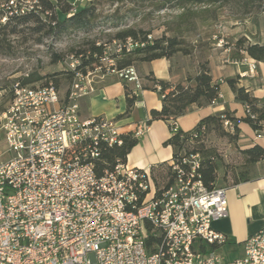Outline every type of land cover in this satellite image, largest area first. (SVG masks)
Wrapping results in <instances>:
<instances>
[{
    "label": "built area",
    "instance_id": "obj_1",
    "mask_svg": "<svg viewBox=\"0 0 264 264\" xmlns=\"http://www.w3.org/2000/svg\"><path fill=\"white\" fill-rule=\"evenodd\" d=\"M37 9L38 1L10 0L0 4V22ZM102 46L95 68L78 70L79 59L69 65L64 97L52 83L11 86L0 114L10 156L0 163V264H264V229L244 242L241 258L229 262L217 253L228 238L212 224L229 216L227 189L205 187L199 154L172 167L168 189L156 186L152 170L126 163L98 172L107 149L148 130L123 132L116 119L81 117L80 101L95 93L99 79L114 76L133 95L142 91L136 68L117 63L144 44L128 38ZM244 109L257 122L251 107ZM260 125L255 140H264ZM224 129L233 133V123L225 120ZM177 131L174 123L171 134Z\"/></svg>",
    "mask_w": 264,
    "mask_h": 264
},
{
    "label": "crops",
    "instance_id": "obj_2",
    "mask_svg": "<svg viewBox=\"0 0 264 264\" xmlns=\"http://www.w3.org/2000/svg\"><path fill=\"white\" fill-rule=\"evenodd\" d=\"M230 21L223 30L216 27L210 33L214 34L212 37H204L201 41V46L206 49L205 61L208 62L212 79L220 84V98L208 107L193 106L186 115L178 118L175 123L180 131L190 132L203 119L224 111L232 112L238 120L245 118L244 105L236 101L226 82L228 79L237 78L239 86L250 92L260 106L264 105V63L244 53L241 59L233 57L234 45L240 38L264 46V11L257 15L248 13L242 19ZM198 65H193L189 57L182 55L171 60L136 63L134 67L140 77L142 91L136 96L137 101L129 114L125 83L114 76H107L97 80L94 94L81 99L80 115L83 119L98 116L116 119L123 132H131L138 125L146 126V134L132 149L126 164L144 170H152L163 163L170 164L173 149L164 146L172 136L170 124L164 121L149 124L151 111H160L163 106L159 93L147 89L152 86L149 79L170 82L172 85L182 84L189 75L198 73ZM128 87L133 88L132 85ZM238 127L251 146L264 148V140H255L254 131L249 125L239 123ZM253 176L250 182L227 188L229 216L212 224L214 230L228 238L227 245L217 249V252L229 262L241 258L244 242L264 229V160L257 164Z\"/></svg>",
    "mask_w": 264,
    "mask_h": 264
},
{
    "label": "trees",
    "instance_id": "obj_3",
    "mask_svg": "<svg viewBox=\"0 0 264 264\" xmlns=\"http://www.w3.org/2000/svg\"><path fill=\"white\" fill-rule=\"evenodd\" d=\"M10 0H0V4L9 2ZM38 1L40 9L32 11L21 17L10 18L5 24L0 22V32L7 30L12 22L18 24L35 22L44 25L48 24L47 34L59 35L69 30H86L90 28L98 19V7L101 6V0L94 2L85 1L82 4L73 6L67 0H32ZM139 2L144 0H105V3L115 5L124 2ZM220 1L227 0H150L152 8L161 10H183L185 11L191 5L215 4ZM233 1V0H232ZM238 1V0H234ZM257 2L261 12L264 11V0H253ZM248 3H244L246 7ZM75 9V11H74ZM3 12H0V20ZM15 34L14 29L11 30ZM150 33L136 30H126L118 33L117 40L125 41L128 38L143 43V47L135 49L132 53L126 54L119 61L118 67L124 68L134 66L136 63H150L160 59L171 60L177 55L189 57L193 54L192 47L183 38L162 37L160 39L149 40ZM103 46H97L91 43L87 51L79 53L77 58L82 59L78 70L85 72L86 68L93 69L99 63L100 57L103 55ZM233 57L241 59L242 54H246L251 59L264 63V46L251 44L246 38H240L234 45ZM43 80L42 77L31 75L22 82L24 85H35ZM152 86L149 90H154L162 97L163 106L160 111L153 110L150 113L149 124L155 121H164L170 124V128L176 120L186 115L193 106L204 108L212 105L220 98V84L214 83L208 62L204 61L198 65V73L195 76H188L184 83L172 85L170 82L160 81L157 79H149ZM228 86L235 94L238 103L244 106H250L252 112L258 115L257 122L252 121L249 117L238 120L230 111L209 116L203 119L196 128L190 132L178 130L176 133L164 143L165 147L173 149V158L171 163H163L152 169V175L158 188L168 189L173 183L175 173L172 167L174 165H182V160L191 154H199L202 161L200 170L202 182L205 187L212 190L222 187L219 180L220 165L216 162L213 151L205 149V137L215 131H221L222 134L230 136L237 140L241 134L239 123L249 125L252 129H262L260 123L264 122V105L260 106L259 101L251 95L245 88L239 86V80L228 79ZM59 88V85H55ZM127 96V113L129 114L137 101V97L126 90ZM229 120L235 124L234 132L227 133L224 129V121ZM197 135V138L194 136ZM139 143V140L129 134L123 136V145L107 149L97 163V170L100 173L103 169H113L117 163H126L127 157L132 149ZM246 154L250 155L249 165L255 166L264 160V148L259 145L251 146ZM254 176L248 170L239 173H233L232 184L225 187L237 186L241 183L250 182ZM225 180V179H224ZM150 243V242H149Z\"/></svg>",
    "mask_w": 264,
    "mask_h": 264
},
{
    "label": "rangeland",
    "instance_id": "obj_4",
    "mask_svg": "<svg viewBox=\"0 0 264 264\" xmlns=\"http://www.w3.org/2000/svg\"><path fill=\"white\" fill-rule=\"evenodd\" d=\"M67 1L73 6L84 3ZM104 1L101 0L103 3L98 7V19L86 30H69L51 35L47 34L46 22L45 26L35 22H12L7 30L0 32V114L12 99L10 89L13 83L31 75L43 78L32 86L58 84L64 97L72 82L69 65L76 59L81 63V57H77L80 52L87 51L91 43L97 46L112 45L118 33L130 29L148 32L152 39L178 36L192 47L190 62L193 65L200 64L205 61L206 53V49L201 46L202 38L212 37L214 34L210 33L214 28L223 30L232 19H242L248 13L257 15L261 12L258 3L253 0L191 5L185 11H159L151 7L150 0L135 3L126 1L115 5ZM245 2L248 3L246 7ZM12 29L15 34H12ZM203 143L205 149L213 151L217 164L221 166L218 176L222 187L232 184L234 172L248 170L251 175L256 172L257 164L249 165L251 156L246 151L251 149V145L244 133L241 132L239 138L234 140L221 131H215L208 134ZM6 151L4 135L0 131V163L10 159Z\"/></svg>",
    "mask_w": 264,
    "mask_h": 264
}]
</instances>
